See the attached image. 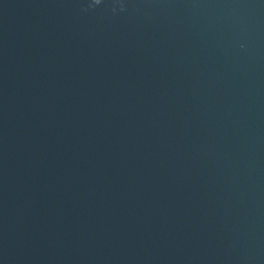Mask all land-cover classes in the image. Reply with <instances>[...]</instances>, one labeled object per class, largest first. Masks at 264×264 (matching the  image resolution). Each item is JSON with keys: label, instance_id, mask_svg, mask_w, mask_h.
Here are the masks:
<instances>
[{"label": "water", "instance_id": "obj_1", "mask_svg": "<svg viewBox=\"0 0 264 264\" xmlns=\"http://www.w3.org/2000/svg\"><path fill=\"white\" fill-rule=\"evenodd\" d=\"M0 216L24 264H264V0H0Z\"/></svg>", "mask_w": 264, "mask_h": 264}]
</instances>
